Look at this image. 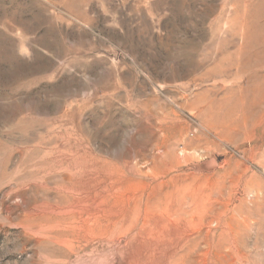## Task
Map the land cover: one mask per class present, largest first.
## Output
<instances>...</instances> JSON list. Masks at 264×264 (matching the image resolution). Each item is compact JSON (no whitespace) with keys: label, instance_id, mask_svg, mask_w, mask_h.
Returning a JSON list of instances; mask_svg holds the SVG:
<instances>
[{"label":"rangeland","instance_id":"obj_1","mask_svg":"<svg viewBox=\"0 0 264 264\" xmlns=\"http://www.w3.org/2000/svg\"><path fill=\"white\" fill-rule=\"evenodd\" d=\"M175 263L264 264V0H0V264Z\"/></svg>","mask_w":264,"mask_h":264},{"label":"bare ground","instance_id":"obj_2","mask_svg":"<svg viewBox=\"0 0 264 264\" xmlns=\"http://www.w3.org/2000/svg\"><path fill=\"white\" fill-rule=\"evenodd\" d=\"M213 134H214V133H213ZM218 140H219V139H218ZM181 141H182V140H181ZM204 149H205V148H204ZM204 149H203V150H204ZM194 150H195V149H194ZM194 150H193V151H194ZM196 150H197V149H196ZM196 150H195V152H197ZM178 151H180V150H178ZM200 151H201V150H200ZM181 154H182V153H181ZM184 154H185V153H184ZM197 154H198V153H197ZM241 154H242V153H241ZM181 156H182V155H181ZM183 157H184V156H183ZM245 157H246V156H245ZM186 158H187V157H186ZM249 158H250V157L248 156V159H249ZM245 159H246V158H245ZM250 161H251V160H250ZM211 162H213V161L211 160ZM175 165H176V163H175ZM163 167H164V166H163ZM160 168H161V167H160ZM168 169H169V167H168ZM164 171H165V170H164ZM188 171H189V170H188ZM153 173H154V172H153ZM155 173H156V172H155ZM175 173H176V172H175ZM193 173H194V172H193ZM188 174H189V173H188ZM188 174H187V175H188ZM190 174H191V173H190ZM201 174H202V173H201ZM203 174H204V173H203ZM206 174H207V173H206ZM164 175H165V173H164ZM181 175H182V174H181ZM152 176H153V175H152ZM152 176H151V177H152ZM154 176H155V175H154ZM168 176H169V175H168ZM158 177H159V176H158ZM155 178H156V176H155ZM160 179H162V178H160ZM198 179H199V178H198ZM198 179H197V180H198ZM158 180H159V179H158ZM181 180H182V179H181ZM208 180H210V179H208ZM164 181H167V180L164 179ZM172 181H173V180H172ZM188 181H190V180L188 179ZM160 182H161V181H160ZM168 182H169V181H168ZM202 182H203V181H202ZM126 183H127V182H126ZM165 183H166V182H165ZM165 183H164V184H165ZM172 183H173V182H172ZM181 183H182V181H181ZM127 184H128V183H127ZM168 184H170V183H168ZM165 185H166V184H165ZM165 185H164V186H165ZM195 185H196V184H195ZM122 187H123V186H122ZM177 187H178V186H177ZM183 187H184V186H183ZM117 188H118V187H117ZM198 188H199V187H198ZM198 188H197V189H198ZM177 189H178V188H177ZM185 189H186V188H185ZM191 190H192V189H191ZM194 190H195V189H194ZM192 191H193V190H192ZM185 192H186V191H185ZM204 192H205V191H204ZM139 193H140V192H139ZM164 193H165V192H164ZM164 193H163V194H164ZM176 193H177V192H176ZM141 194H142V193H141ZM165 194H166V193H165ZM183 195H184V194H183ZM217 195H218V194H217ZM162 196H164V195H162ZM162 196H161V198H162ZM174 196H175V195H174ZM133 197H134V196H133ZM164 197H165V196H164ZM212 197H213V196H212ZM215 197H216V196H215ZM221 197H222V196H221ZM249 197H250V196H249ZM117 198H118V197H117ZM135 198H136V197H135ZM180 198H181V197H180ZM121 199H122V198H121ZM125 199H126V198H125ZM189 199H190V198H189ZM223 199H224V198H223ZM115 200H116V197H115ZM186 200H187V202H188V198H186ZM224 200H225V199H224ZM229 200H230V199H229ZM113 201H114V200H113ZM163 201H164V200H163ZM106 202H107V201H106ZM114 202H115V201H114ZM132 202H133V201H132ZM195 202H196V201H195ZM176 203H177V202H176ZM184 203H185V202H184ZM184 203H183V204H184ZM231 203H232V202H231ZM227 204H228V203H227ZM164 205H165V204H164ZM164 205H162V206H164ZM180 205H181V204H180ZM192 205H193V203H192ZM229 205H231V204H229ZM152 206H153V205H152ZM152 206H151V207H152ZM157 206H158V205H157ZM175 206H176V205H175ZM184 206H185V205H184ZM188 206H189V204H188ZM155 207H156V206H155ZM181 207H182V206H181ZM206 207H207V206H206ZM220 207H221V206H220ZM222 207H223V205H222ZM144 208H145V207H144ZM200 208H201V207H200ZM151 209H152V208H151ZM174 209H175V208H174ZM197 209H198V208H197ZM225 209H226V208H225ZM195 210H196V209H195ZM168 211H169V210H168ZM175 211H177V210H175ZM179 211H180V210H179ZM225 211H226V210H225ZM225 211H224V212H225ZM158 212H160V211L158 210ZM217 212H219V211H217ZM217 212H216V213H217ZM143 213H144V212H143ZM145 213H146V212H145ZM162 213H164V214H165V217L167 216V218H168L169 220H171V221H173V220H175V221L178 220V221H179V219H177V218H180V217H178V216L175 215L174 213L171 214L170 212H167V210L162 211ZM177 213H178V212H177ZM147 214H148V213H147ZM178 214H179V213H178ZM192 214H193V213H192ZM67 215H68V214H67ZM96 215H97V214H96ZM99 215H100V214H99ZM180 215H181V213H180ZM217 215H218V214H217ZM146 216H147V215H146ZM223 216H224V215H223ZM117 217H118V216H117ZM207 217H208V216H207ZM101 218H102V217H101ZM150 218H151V217H150ZM212 218H214V217H212ZM215 218H216V217H215ZM217 218H218V217H217ZM154 219H155V218H154ZM172 219H173V220H172ZM196 219H197V218H196ZM219 219H220V218H219ZM101 220H102V219H101ZM118 220H120V219H118ZM130 220H131V219H130ZM221 220H222V218H221ZM115 221H117V220H115ZM215 221H216V220H215ZM215 221H214V222H215ZM218 221H219V220H218ZM81 222H82V221H81ZM113 222H114V221H113ZM203 222H204V220L200 221V224H201L202 226H206V225H207V222H204V223H203ZM219 222H220V221H219ZM224 223H225V222H224ZM80 224H81V223H80ZM82 224H83V223H82ZM214 224H216V223H214ZM220 224H221V223H220ZM70 225H71V224H70ZM121 225H122V224H121ZM153 225H154V224H153ZM218 225H219V224H218ZM227 225H228V224H227ZM74 226H75V224H74ZM117 226H118V225H117ZM131 226H132V225H131ZM141 226H143V225H141ZM223 226H224V225H223ZM230 226H231V225H230ZM123 227H125V226H123ZM220 227H221V226H220ZM232 227H233V226H232ZM130 228H131V227H130ZM188 228H189V227H188ZM212 228H213V227H212ZM123 229H124V228H123ZM141 229H142V228H141ZM202 229H205V228L203 227ZM202 229H201V230H202ZM206 229H207V228H206ZM224 229H225V228H224ZM233 229H234V228H233ZM91 230H92V229H91ZM222 230H223V229H222ZM197 231H198V230H197ZM199 231H200V230H199ZM109 232H110V231H109ZM120 232H121V231H120ZM151 232H152V228H151ZM208 232H209V231H208ZM223 232H224V231H222V233H223ZM228 232H229V229H228ZM234 232H235V231H234ZM182 233H183V232H182ZM212 233H213V232H212ZM128 234H129V233H128ZM227 234H228V233H227ZM233 234H235V233H233ZM233 234H232V238H233ZM207 235H208V234H207ZM218 235H219V234H218ZM229 235H230V233H229ZM97 236H98V235H97ZM102 236H103V235H102ZM105 236H106V235H105ZM122 236H123V235H122ZM147 236H148V235H147ZM198 236H199V235H198ZM201 236H202V235H201ZM224 236H225V235H224ZM226 237H227V235H226ZM229 237H231V236H229ZM65 238H66V237H65ZM150 238H151V237H150ZM180 238H181V237H180ZM196 239H197V238H196ZM196 239H195V240H196ZM186 240H187V239H186ZM230 240H232V239H230ZM192 241H193V240H192ZM206 241H207V240H206ZM73 242H74V241H73ZM73 242H72V243H73ZM193 242L196 243L195 241H193ZM181 243H182V242H181ZM186 243H187V242H186ZM191 243H192V242H191ZM203 243H204V242H203ZM206 243H207V242H206ZM217 243H218V242H217ZM223 243H224V242H223ZM232 243H233V242H232ZM234 243H236V242H234ZM182 244H183V243H182ZM218 244H219V243H218ZM218 244H217V245H218ZM225 244H227V243H225ZM192 245H193V244H192ZM194 245H195V244H194ZM197 245H198V243H197ZM200 245H201V244H200ZM195 246H196V245H195ZM230 246L232 247L233 245L231 244ZM236 246H237V245H236ZM152 247H153V245H152ZM199 247H201V246H199ZM222 247H223V246H222ZM233 247H234V246H233ZM205 248H206V247H205ZM224 248H225V247H224ZM226 248H227V247H226ZM226 248H225V249H226ZM237 248H238V247H237ZM237 248H236V249H237ZM164 249H165V248H164ZM207 249H208V248H207ZM222 249H223V248H221V250H222ZM234 249H235V247H234ZM154 250H155V249H154ZM181 250H182V249H181ZM228 250H229V249H228ZM237 250H238V249H237ZM232 251H233V250H232ZM239 251H240V250H239ZM183 252H184V249H183ZM216 252H217V251H215V254H216ZM219 252H221V251H219ZM155 253H156V252H155ZM181 253H182V252H181ZM200 253H201V252H200ZM177 254H179V253L177 252ZM241 254H242V253H241ZM194 255H195V254H194ZM201 255H202V254H201ZM210 255H211V254H210ZM216 255H217V254H216ZM235 255H236V254H235ZM172 256H173V255H172ZM202 256H203V255H202ZM220 256H221V254H220ZM220 256H219V257H220ZM183 257H184V256H183ZM204 257H205V256H204ZM204 257H203V258H204ZM230 257H231V256H230ZM236 257H237V256H236ZM241 257H242V256H241ZM174 258H175V257H174ZM188 258H189V257H188ZM217 258H218V257H217ZM217 258H216V259H217ZM224 258H225V256H224ZM231 258H233V257H231ZM242 258H243V257H242ZM246 258H247V257H246ZM162 259H163V258H162ZM185 259H186V258H185ZM196 259H197V258H196ZM218 259H219V258H218ZM189 260H190V259H189ZM189 260H187V262H188ZM204 260H205V259H204ZM231 260H232V259H231ZM233 260H234V259H233ZM233 260H232V261H233ZM238 260H239V259H238ZM240 260H241V259H240ZM244 260H245V259H244ZM181 261H182V260H181ZM181 261H180V262H181ZM192 261H193V259H192ZM246 261H247V260H246ZM175 262H176V261H175ZM184 262H185V261H184ZM189 262H191V261H189ZM214 262H215V261H214ZM182 263H183V262H182ZM220 263H221V262H220ZM239 263H240V262H239ZM175 264H176V263H175ZM187 264H188V263H187ZM223 264H224V263H223ZM227 264H228V263H227Z\"/></svg>","mask_w":264,"mask_h":264}]
</instances>
